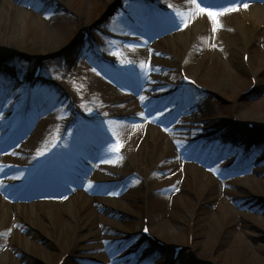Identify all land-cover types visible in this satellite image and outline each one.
Masks as SVG:
<instances>
[{
  "label": "rangeland",
  "instance_id": "374dc122",
  "mask_svg": "<svg viewBox=\"0 0 264 264\" xmlns=\"http://www.w3.org/2000/svg\"><path fill=\"white\" fill-rule=\"evenodd\" d=\"M149 1L180 16L175 37L135 40L145 0H26V11L49 12H0V186L21 195L0 191V264H264V23L240 6L219 24L195 8L240 2ZM180 69L204 90L180 88ZM64 127L62 152L95 184L48 202L18 186ZM98 136L101 169L81 161ZM111 159L118 174L105 172ZM131 171L113 195L109 181ZM143 222L164 245L140 235Z\"/></svg>",
  "mask_w": 264,
  "mask_h": 264
},
{
  "label": "bare ground",
  "instance_id": "6f19581e",
  "mask_svg": "<svg viewBox=\"0 0 264 264\" xmlns=\"http://www.w3.org/2000/svg\"><path fill=\"white\" fill-rule=\"evenodd\" d=\"M26 3H27L26 0H0V12L3 10L4 6H6V8H7L6 12L9 15H13V16H18L21 13L22 14H25V13L27 14L29 12V13H32V14L34 13V15L39 18L40 17V15H38L39 13L44 12V14H45V12L46 13L49 12V9H46V7H44L43 8L44 10L42 9V11H40V12L39 11L31 12V11H29V9L26 11V7H24L26 5ZM248 6H249L248 7L249 9H248L247 14H248L249 18L252 20V22H254V23L257 22V23H260V24L264 23V6L262 4H260L259 2H257V1L250 2L248 4ZM2 21L3 20L0 19V29H1V27L4 26ZM49 21H51L50 22L51 25H48V27H44V32L42 34H44V36H45L44 38L45 39H47V40L52 42L55 39H57V36H59L60 33H59V28L56 27V23L52 21V18ZM46 141H47V138H44L43 143H45ZM46 157L43 158V159L38 160V163L41 162V165L45 166L46 164H48V162H51L52 159L48 161L46 159ZM29 167L30 166H28L27 168H29ZM111 170H112L110 172L111 174L120 172V170H122V168L120 166V163L117 162L115 164V169L111 168ZM89 181H91V180L88 179L86 182L88 183ZM117 182H118V180L115 179V178H113L111 180V182H110L111 190L114 189L112 191L113 195H117V194L120 193V191H118L119 189H116L117 184H118ZM92 184H95V181H92ZM92 188H96V186H94ZM5 190H8V193L11 194L12 197H16L18 195V193H14L13 191L9 190V185L5 186Z\"/></svg>",
  "mask_w": 264,
  "mask_h": 264
},
{
  "label": "snow or ice",
  "instance_id": "6c2138e0",
  "mask_svg": "<svg viewBox=\"0 0 264 264\" xmlns=\"http://www.w3.org/2000/svg\"><path fill=\"white\" fill-rule=\"evenodd\" d=\"M194 2H195V0H194ZM202 2H203V0H201V3ZM233 2H235V0H233ZM239 6H240V4H237L236 8H234V9H220L219 11H213L211 8H202L201 5H200V3H196L195 4V8L197 10H199L200 12H207V14L210 17H212L213 20L216 21L217 24H219L218 17L221 14L222 11L237 10ZM242 6L246 8L248 5H247V3H243ZM213 30H215V29H213ZM141 99H146V97H142ZM140 115L141 116H145V113L142 112V113H140ZM119 147L120 146L117 145L116 148H115V151L118 152L119 151ZM45 151H47V149H45ZM37 154L38 155H43L44 153L43 152H38ZM0 183H2V181H0ZM88 183H89V186L92 185V181H89Z\"/></svg>",
  "mask_w": 264,
  "mask_h": 264
}]
</instances>
